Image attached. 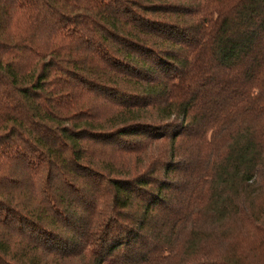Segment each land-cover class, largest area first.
Returning <instances> with one entry per match:
<instances>
[{
	"label": "trees",
	"instance_id": "16d2710c",
	"mask_svg": "<svg viewBox=\"0 0 264 264\" xmlns=\"http://www.w3.org/2000/svg\"><path fill=\"white\" fill-rule=\"evenodd\" d=\"M0 231L264 264V0H0Z\"/></svg>",
	"mask_w": 264,
	"mask_h": 264
},
{
	"label": "rangeland",
	"instance_id": "374dc122",
	"mask_svg": "<svg viewBox=\"0 0 264 264\" xmlns=\"http://www.w3.org/2000/svg\"><path fill=\"white\" fill-rule=\"evenodd\" d=\"M24 237L25 238L22 237L21 239L14 234L8 236L0 231V264H36L38 259H41L40 252L31 249V247H37L38 243L29 240L26 236ZM81 257L82 256L76 257V261L80 262ZM111 257V261L113 263H126L125 261L121 260V257L116 253L112 254ZM87 258L89 259L90 256ZM128 261L129 260H127V262Z\"/></svg>",
	"mask_w": 264,
	"mask_h": 264
}]
</instances>
